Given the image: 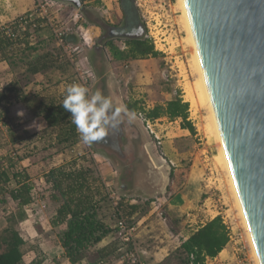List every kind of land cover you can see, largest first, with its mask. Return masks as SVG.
<instances>
[{
	"label": "rangeland",
	"instance_id": "obj_1",
	"mask_svg": "<svg viewBox=\"0 0 264 264\" xmlns=\"http://www.w3.org/2000/svg\"><path fill=\"white\" fill-rule=\"evenodd\" d=\"M86 1L99 9L107 21L116 22L121 19L119 0ZM132 1L147 41L159 55L135 60L125 59L121 62L111 61L110 71L116 82V93L121 97L123 104L137 106L136 121L145 141L149 144L150 158L158 164L164 160L162 163L171 167L172 174L164 194L151 195L137 187L124 189L123 183L120 182L121 176L128 177L132 173V164L139 160V157L143 159L139 165H142V162L148 163L144 159L145 155L136 156L131 146L133 153H129L127 162H122L119 157H111L113 155L105 151L104 153L111 158L108 159L79 138L72 146L76 149V163L93 168L96 176H106L105 181L109 183L108 196L106 195L107 197L97 206L98 219L113 229L119 216L118 212L122 211L121 213L127 216L129 207L136 205L139 216L137 217L141 219L145 217L139 228L143 234L142 242L139 243L141 248L144 246L149 250L167 246L166 249H169L167 256L159 264H183L184 254L178 249L180 243L195 233L193 231L196 226L212 217L220 216L228 233L227 242L218 254L219 263L256 264L236 208L228 176L217 158L219 144L213 134L211 135L207 110L199 103L195 107L191 106L190 100L186 97L185 88L193 90L197 75L192 71V48L186 41L187 35L181 12L176 5L177 0ZM49 19L59 31L71 33L74 37L77 63L74 64L75 71L79 69L84 73L87 70L84 77L89 79L87 86L92 85L94 79L89 72L85 56L98 31L84 17H80L73 5L66 2L56 1L49 9ZM45 26L52 34V28L49 25ZM52 37L54 38L53 34ZM51 47L50 45L47 48ZM176 93L189 105V120L195 128V134L181 131L179 120L170 122L166 118L148 122L153 132L150 134L143 121L145 118L143 111L165 103ZM115 131L110 130V133ZM41 147L39 146V151L35 153L34 161L58 163V159L55 158L59 152ZM71 162L73 160L69 163ZM141 165L138 166L139 169ZM104 170H107L105 174ZM123 179L124 182L128 181L126 178ZM181 197L186 201H192L193 209L176 216L174 208L169 210V204L171 205L173 201L180 202ZM121 199L124 200L121 202Z\"/></svg>",
	"mask_w": 264,
	"mask_h": 264
},
{
	"label": "water",
	"instance_id": "obj_2",
	"mask_svg": "<svg viewBox=\"0 0 264 264\" xmlns=\"http://www.w3.org/2000/svg\"><path fill=\"white\" fill-rule=\"evenodd\" d=\"M51 1L84 11L80 0ZM184 4L231 175L257 257L264 264V0H184ZM136 21L140 27L137 14ZM101 57L108 69L92 92L99 89L119 106L123 102L104 52ZM136 119L128 123L125 117L121 125L127 139L122 143L136 156L145 155L148 163L142 162L139 169L143 159L135 160L128 183L131 189L145 183L147 188L140 190L164 194L171 167L150 158Z\"/></svg>",
	"mask_w": 264,
	"mask_h": 264
},
{
	"label": "crops",
	"instance_id": "obj_3",
	"mask_svg": "<svg viewBox=\"0 0 264 264\" xmlns=\"http://www.w3.org/2000/svg\"><path fill=\"white\" fill-rule=\"evenodd\" d=\"M33 5L34 0H0V26L31 11ZM53 39L49 28L43 26L31 35H23L15 43L1 41L0 44V95L9 91L11 87L22 93L20 96L17 95V92L8 94V102L6 103L4 100L0 102V173L6 172L9 176V181L5 184L0 181V238L9 229L18 233L23 240L20 247L21 264H99L100 261H104L106 264H120L117 247L113 243L115 232L107 235L95 246V250L99 252L97 256L95 251H92L79 262L71 263L64 254L59 233L65 229V223H60L56 212L61 201L55 197H49L44 175L53 168L68 164L71 160L75 166L80 165L75 161L76 149L69 147L59 152L56 155L58 157L55 158V160L58 159V163L34 161L39 146L45 150H54L53 143L56 142L57 135L56 131L35 133L39 130L37 127L44 126L42 120L37 118L38 109L41 105H57L59 99L65 97L66 88L69 86L66 81H60L57 73L50 70L37 74L27 71L29 64L42 53L61 51L56 40ZM50 45L52 47L48 49L47 47ZM137 59L142 58L138 57ZM75 72L78 82L83 84L82 79L87 80L86 85H83L88 87L90 92L102 80H95L94 77L92 85L87 86L89 79L84 77L87 70H85V74L79 69ZM161 119L163 118L158 120ZM69 120L71 121L70 118ZM180 129L187 131L181 127ZM91 147L95 148L94 143ZM96 151L100 155L104 153L101 150L96 149ZM68 156L71 160L68 159ZM117 169L120 171L119 168ZM18 172H21V177L18 176L14 179L12 173ZM106 172L107 170H104L103 173ZM103 173L101 172V175ZM105 177L102 175L101 180L108 189L109 183L105 181ZM125 178L129 179V176ZM128 181L125 180L123 188L130 190L131 185ZM24 183L31 189L25 194L26 203L23 204L20 203L19 198L12 199L10 193L16 194ZM143 185L144 187H139L138 184L134 186L144 189L147 185L145 183ZM180 200V202L174 203L173 201L171 205L169 204V210L174 208L173 212L176 216L193 209L192 201H186L184 197H181ZM137 216L136 211L131 217L134 218L137 225L135 242L141 258L146 264H159L166 258L169 249H166L167 246L154 247L155 249L150 248L149 250L144 246L141 248L139 243L142 242L143 234L139 228L145 217L141 219ZM205 223L196 226L193 232ZM171 234L173 235V233ZM99 259L100 261L97 263Z\"/></svg>",
	"mask_w": 264,
	"mask_h": 264
},
{
	"label": "trees",
	"instance_id": "obj_4",
	"mask_svg": "<svg viewBox=\"0 0 264 264\" xmlns=\"http://www.w3.org/2000/svg\"><path fill=\"white\" fill-rule=\"evenodd\" d=\"M37 30L40 28L33 29L27 35H31ZM63 42L73 49L76 57L75 39L72 34L63 33ZM133 45L134 47H131L130 51L114 50L113 55L120 60L130 56L143 58L148 55L152 57L159 55L150 44L136 42ZM74 64L77 65L76 60L71 61L61 48V51L56 53L54 51L42 53L34 62L29 64L27 71L31 74H37L41 71L50 70L57 73L60 81H66L69 85L81 84L77 81ZM13 92H17L18 96L22 95L21 92L11 87L9 91L0 95V102L4 100L7 103L8 94ZM63 99H59V103L55 106L53 104L41 105L37 114V118L42 120L44 126L42 128L37 127L39 130L35 133L56 131V142L53 143L55 152H62L64 149L71 148L80 138L75 125L69 120L71 114L62 107ZM127 108L132 112H137L135 104L127 105ZM188 110V103L183 102L179 94L176 93L170 100L161 105H156L148 111H143V113L144 119L149 122H154L160 118H167L170 121L179 120L180 127L194 135L195 128L189 120ZM12 175L15 179L18 176L21 177V172L12 173ZM44 177L48 185L46 191H49V197H55L61 201L56 212L60 223H65V229L59 233V240L65 256L71 263L79 262L92 251H95L97 256L99 252L95 250V246L113 232H115L113 243L116 244L117 249L122 245L116 234L115 224L112 229L98 219L97 206L101 200L108 196V189L102 183L101 177L96 176L93 168L84 165L75 166V163L71 162L49 170ZM0 181L3 184L9 181L6 172L0 173ZM30 189L31 187L24 183L16 194L11 192L10 196L14 200L19 198L20 203L24 204L26 203L24 196ZM122 200L124 199H121V202ZM136 211L138 213L137 206L131 205L127 216L131 217ZM227 233V228L220 216L206 222L180 243L178 249L184 254L182 263L220 264L218 254L227 242ZM22 244L23 240L17 232L12 229L6 230L0 238V264H21L20 247ZM99 261L100 259L97 263Z\"/></svg>",
	"mask_w": 264,
	"mask_h": 264
},
{
	"label": "flooded vegetation",
	"instance_id": "obj_5",
	"mask_svg": "<svg viewBox=\"0 0 264 264\" xmlns=\"http://www.w3.org/2000/svg\"><path fill=\"white\" fill-rule=\"evenodd\" d=\"M79 3L81 9H84L83 12L80 9H77L74 5L73 6L79 13L80 17H84V19L98 31V34L93 38V41L91 40L92 44L88 46V53L87 56H85V61L89 65V72H91L92 78L95 77V79L101 80L104 76V70L108 69L105 60L101 57V52L105 53L109 62V68H111V61L121 62L125 59L135 60L138 58L130 56L124 60H120L113 55L114 50H119L121 52L130 51L131 47H134L133 44L136 42L150 44L147 41L142 23L140 27L137 24L136 14L138 16V13L132 0H119L121 19L116 22L107 21L101 15L99 9L90 5L89 1L80 0ZM124 133L125 130L121 125L115 132H111L103 141L95 142V149L111 153L113 157H119L122 162H127L130 151L128 152L129 145L122 143V140L127 139V136ZM123 178H125V176H121L120 182L123 183L124 186L125 182Z\"/></svg>",
	"mask_w": 264,
	"mask_h": 264
},
{
	"label": "clouds",
	"instance_id": "obj_6",
	"mask_svg": "<svg viewBox=\"0 0 264 264\" xmlns=\"http://www.w3.org/2000/svg\"><path fill=\"white\" fill-rule=\"evenodd\" d=\"M62 107L71 114V122L86 145L103 141L109 136L110 130L121 126L125 117L128 123L136 119V113L130 111L126 105L116 106L99 89L93 93L79 83H73L66 88Z\"/></svg>",
	"mask_w": 264,
	"mask_h": 264
},
{
	"label": "built area",
	"instance_id": "obj_7",
	"mask_svg": "<svg viewBox=\"0 0 264 264\" xmlns=\"http://www.w3.org/2000/svg\"><path fill=\"white\" fill-rule=\"evenodd\" d=\"M54 5L51 0H34V5L31 11L22 14L6 24L0 26V41L15 43L23 35L29 34L33 29H39L45 25H49L52 29V34L57 42V45L62 48L67 57L75 60L73 49L63 42V32L59 31L56 26L51 24L49 19V9ZM87 80L82 79V83L86 85ZM149 130L150 134L153 132L148 124L149 121L143 120ZM156 138V137H155ZM157 140V139H156ZM122 211L118 212L115 227L117 229V236L122 245L118 247L120 264H146L141 258L138 247L135 242V235L137 232V225L133 217L124 216ZM129 222V223H128ZM99 264H106L100 261Z\"/></svg>",
	"mask_w": 264,
	"mask_h": 264
},
{
	"label": "bare ground",
	"instance_id": "obj_8",
	"mask_svg": "<svg viewBox=\"0 0 264 264\" xmlns=\"http://www.w3.org/2000/svg\"><path fill=\"white\" fill-rule=\"evenodd\" d=\"M176 5L177 8L180 10L181 12V18L183 21V26H184V30L186 32L187 35V39L186 41L188 42V44L191 46L192 48V71L194 73H196L197 77L194 83V88L193 90L190 89L189 87L185 88L186 89V97L187 99L190 100L191 106L195 107L197 103L201 104L202 106L205 107V109L207 110L206 112L209 115V121H210V131H211V135L213 134V136L216 139V142H218L219 144V157L217 156L219 162H221L227 176L229 179V185H230V189L232 191L233 197H234V201L236 204V208L238 210L241 222L243 224V227L245 229V233H246V237L248 239L250 248H251V253L253 255V258L255 260L256 264H260L259 259L257 257L256 251H255V247L252 241V237L249 231V227L235 188V184L231 175V171L229 168V164H228V160H227V156L223 147V143L221 140V136L219 133V129L217 126V122L215 119V115H214V111L211 105V101H210V97L208 94V90H207V86L205 83V79L203 76V72H202V68L200 65V61H199V57L197 54V50H196V46L194 43V39H193V35H192V31L190 28V24H189V20H188V16H187V12H186V8H185V4H184V0H177L176 1ZM185 87V86H184Z\"/></svg>",
	"mask_w": 264,
	"mask_h": 264
}]
</instances>
